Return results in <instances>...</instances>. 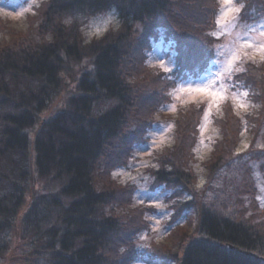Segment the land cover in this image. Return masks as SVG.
Returning a JSON list of instances; mask_svg holds the SVG:
<instances>
[{
  "label": "trees",
  "instance_id": "obj_1",
  "mask_svg": "<svg viewBox=\"0 0 264 264\" xmlns=\"http://www.w3.org/2000/svg\"><path fill=\"white\" fill-rule=\"evenodd\" d=\"M211 1L42 0L34 7L37 18L27 36L0 41V263L14 230L32 246L24 264H125L127 256H134L133 237L143 225L145 208L123 199L126 186L110 172L127 163V152L143 138L174 81L157 84V72L137 58H144L164 30L176 39L174 76L200 75L215 39L210 30L218 2ZM239 2L241 15L264 7V0ZM107 10L116 12L117 25L87 41L78 24L67 21ZM73 63L80 67L72 90L57 110L40 117L59 96L65 78H73ZM261 76L262 60L245 62L234 75L254 102L246 114L251 144L236 150L245 121L226 112L211 162H204L209 177L217 170L206 188L213 191L210 198L193 185L195 172L184 161L200 107L179 110L177 144L160 153L149 171L172 188V195L181 193L171 206L176 213L185 211L192 230L184 227L165 251L155 247L137 257L150 264H264V216L247 211L258 205L257 185L243 178L246 170L253 176L254 160L264 174ZM123 209L132 213L124 217Z\"/></svg>",
  "mask_w": 264,
  "mask_h": 264
},
{
  "label": "rangeland",
  "instance_id": "obj_2",
  "mask_svg": "<svg viewBox=\"0 0 264 264\" xmlns=\"http://www.w3.org/2000/svg\"><path fill=\"white\" fill-rule=\"evenodd\" d=\"M211 2L216 4V0ZM217 2L218 10L215 16V25L212 27V31L210 30V34L215 39L214 42H209L210 48L206 50L211 59L200 75L174 76L176 57L173 41L176 39L173 36L168 37L164 30L159 36L157 35L152 39L144 58H137L140 64L145 63L147 68L157 72V84L164 83V81L168 82L166 81L167 78H172L174 81L166 87V96H161L162 98L165 97V102L159 105V111L152 117L149 115L150 112H146L147 117L151 118V124L147 127V132H144L141 141L138 140L131 151L127 152L129 153L127 154L129 157L127 163L122 166H115L110 172L117 184L122 185V187L126 186L123 191V199L125 201L129 199L130 201L127 200L126 202H129L132 207L143 206L145 208L143 225L139 227L138 233L133 237L135 248L130 253L134 256L129 258L127 256L124 259L125 264H150L137 256L142 252L145 255L151 254L155 247L159 251H165L167 247L172 246L174 239L177 240L182 236L183 231H185L183 230L184 227L188 233L192 230L191 225L187 227L185 223V211L176 213L171 206L176 196H182L181 193L180 195L178 193L172 195L174 193L172 188L163 182H157L149 171L150 167L157 166V158L160 153L166 152L168 148L177 144L178 132L175 119L181 113L180 109L185 110L187 106L191 105L200 107L196 117H194L195 137L188 141V146H185L187 156L184 158V161L187 160L195 172L193 185L200 193L205 191L207 197L213 196V191L206 190V188L211 185V178L216 176L217 170H213L212 176L209 177L210 174H208L209 171H207L204 162L207 159L208 162H211L214 147H216L215 139L221 135L220 124L227 120L226 112L240 115L245 121L236 150L239 149L243 152V150L250 149L252 132L247 129L246 121L248 118L246 114L252 112L254 102L249 97V90L235 83L234 75L244 68L245 62H250V60L261 61V53L257 49L260 44H264V35H261L264 32V7L261 5L254 6L246 15L240 13L238 19L218 26L216 24L217 16L224 9L222 8V0H217ZM40 3L42 0H0V41L7 42L16 40V38L23 39L24 36H27L31 24L37 18L34 7ZM241 4L239 0H234V3L229 6L239 7ZM109 16L112 18L109 19ZM117 19L114 10H107L97 14H77L68 17L67 21L77 23L83 40L87 41L102 35L109 27L116 26ZM245 41L252 43L253 47H243ZM253 55L254 59H249V56ZM237 57L239 58L237 59ZM86 62L83 58V64ZM79 67V64L73 63V78L70 76L65 78L59 96L49 104L47 110L41 113L40 117H46L60 107L62 100L68 96L74 86L73 79L78 73ZM263 84L264 78L261 76L262 90H264ZM198 88H206L209 91H194ZM210 92H214L216 95L211 96L209 95ZM259 137L257 144H261L263 140L262 134ZM248 155L251 156V153ZM250 164L253 165V176L249 174V170H246L247 173L243 178L249 183L256 182L257 194L254 202L258 205L250 206L246 210L249 213L257 211V215L263 217L264 174L261 169H258L259 161L254 160ZM252 178L254 181H249ZM30 194L27 195V204L31 198ZM239 208L237 207V209ZM127 212L132 213L128 209H123L124 217L130 214ZM173 212L174 217L172 216ZM24 236H20L18 230H14L10 234V250L4 255L0 264H24L26 259L31 258L32 246L27 237Z\"/></svg>",
  "mask_w": 264,
  "mask_h": 264
},
{
  "label": "snow or ice",
  "instance_id": "obj_3",
  "mask_svg": "<svg viewBox=\"0 0 264 264\" xmlns=\"http://www.w3.org/2000/svg\"><path fill=\"white\" fill-rule=\"evenodd\" d=\"M233 3H234V0H222V8L224 10L221 11L217 16L216 24L218 26L225 25V24L229 23L230 21L239 18V14L241 13L244 5L241 4L239 7H230L229 5H232ZM111 18L112 17L109 16V19H111ZM261 35H264V32H262ZM243 47L252 48L253 44L245 41V43L243 44ZM257 51H259L261 53L260 59L262 61H264V44H260L258 46ZM245 55H247V53H245ZM238 58L239 57H237V59ZM249 59H254V55L249 56ZM194 91L208 92L209 90L206 88H198V89H194ZM209 95L215 96L216 93L210 92ZM241 106L243 107V105H241ZM245 147H247V145H245ZM238 151H240V150L238 149Z\"/></svg>",
  "mask_w": 264,
  "mask_h": 264
}]
</instances>
